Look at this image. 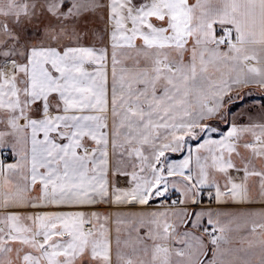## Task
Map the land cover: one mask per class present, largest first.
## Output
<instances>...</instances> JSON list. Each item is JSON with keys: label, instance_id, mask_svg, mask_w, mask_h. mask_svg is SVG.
<instances>
[{"label": "snow or ice", "instance_id": "obj_1", "mask_svg": "<svg viewBox=\"0 0 264 264\" xmlns=\"http://www.w3.org/2000/svg\"><path fill=\"white\" fill-rule=\"evenodd\" d=\"M0 264H264V0H0Z\"/></svg>", "mask_w": 264, "mask_h": 264}]
</instances>
